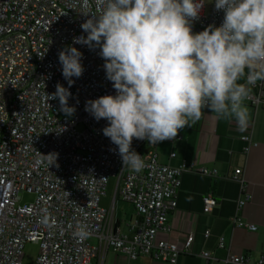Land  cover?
Returning <instances> with one entry per match:
<instances>
[{
    "label": "built area",
    "instance_id": "2783aa9c",
    "mask_svg": "<svg viewBox=\"0 0 264 264\" xmlns=\"http://www.w3.org/2000/svg\"><path fill=\"white\" fill-rule=\"evenodd\" d=\"M85 14H98L95 0H0V264H23L27 243L39 246L35 264H101L107 249L129 260L148 257L176 264L180 255H191L193 233L184 236L182 247L158 234L168 231L181 176L192 171L214 177L215 171L192 169L185 161L177 166L159 163L152 144L135 138L132 150L142 156L145 167L140 172L123 168L116 146L102 134L107 122L94 120L84 110L86 101L115 94L99 49L72 43L73 37L86 35L80 28L90 18ZM222 20L223 11L215 9L213 0L208 14L202 8L192 27L203 31ZM68 45L82 53L84 68L69 88L68 105L76 109L71 116L60 111L58 99L46 97L57 83L68 87L58 62V52ZM250 87L244 102L255 110L264 108V79ZM241 140L250 142L247 136ZM38 152L58 153V167L37 165ZM228 179L241 195L233 226L255 231L238 216L250 201L241 170ZM110 181L114 197L106 210L100 201ZM23 195L32 196V201L23 202ZM115 200L131 205L133 220L117 223ZM201 201L203 214L217 205L211 193ZM78 223L88 225L87 239L73 236ZM217 248L226 250L222 264H248L246 256L226 248L222 237ZM198 257L205 264L212 260L207 251ZM256 264H264V255Z\"/></svg>",
    "mask_w": 264,
    "mask_h": 264
},
{
    "label": "clouds",
    "instance_id": "9594fccd",
    "mask_svg": "<svg viewBox=\"0 0 264 264\" xmlns=\"http://www.w3.org/2000/svg\"><path fill=\"white\" fill-rule=\"evenodd\" d=\"M205 3L95 0L98 14H85L90 18L80 25L86 35L73 37V44L98 48L104 60L105 78L115 94L86 101L84 110L107 122L102 134L116 146L123 168L140 172L145 167L132 150L133 138L150 144L171 140L199 120L202 109L234 121L238 131L249 126L244 101L250 86L264 79V0H214L215 9L223 11L222 23L193 32ZM58 62L68 87L57 83L55 92L45 95L58 99L60 111L71 116L76 109L68 105L69 88L84 71L82 53L65 46ZM253 66L262 70L252 71ZM57 159L56 152L39 153L36 164L58 167ZM89 235L87 224L75 226L77 239Z\"/></svg>",
    "mask_w": 264,
    "mask_h": 264
},
{
    "label": "crops",
    "instance_id": "0c3cea01",
    "mask_svg": "<svg viewBox=\"0 0 264 264\" xmlns=\"http://www.w3.org/2000/svg\"><path fill=\"white\" fill-rule=\"evenodd\" d=\"M249 69H245V75ZM244 82L243 80L238 83ZM250 110L249 126L238 131L235 122L218 118L214 112L202 109L201 118L191 125L178 130L173 140L152 144L151 151L162 164L177 166L185 161L192 169L204 168L215 171L214 177H206L195 172L181 176V185L176 197V209L169 214L168 231L158 234L159 239L174 241L182 247L184 236L192 232L194 240L191 255H180L176 264H205L198 255L207 251L212 260L209 264H222L226 250L217 248V241L223 238L226 248L235 254L248 258V264H256L264 255V108L255 110L244 102ZM247 136L250 142L241 140ZM175 157L170 159V155ZM241 170L250 201L238 213L239 218L255 226L248 231L232 224L236 213V203L241 197L239 187L229 180L234 170ZM211 193L217 201L209 214L202 212V197ZM126 210L115 205L120 216L117 223L133 220L134 212L130 204L120 200ZM208 237L204 238V234ZM90 244H95L93 239ZM100 264V263H99ZM101 264H165L148 257L129 260L124 255L107 249Z\"/></svg>",
    "mask_w": 264,
    "mask_h": 264
},
{
    "label": "rangeland",
    "instance_id": "374dc122",
    "mask_svg": "<svg viewBox=\"0 0 264 264\" xmlns=\"http://www.w3.org/2000/svg\"><path fill=\"white\" fill-rule=\"evenodd\" d=\"M205 2L206 3L203 6V12L204 14H208L209 6L211 5L212 0H205ZM113 197H114V182L110 181L105 189V196L100 201V206L108 210L110 208ZM22 199H23V202H30L32 201L33 197L29 195L28 196L23 195ZM115 202L118 208L120 207L123 208L124 210H126V214H129L130 209L126 207V205L121 204L120 200H117V201L115 200ZM114 216H120L119 210H117V212L114 211ZM38 250H39V246L37 244H33V243L25 244L23 247L22 263L23 264H35Z\"/></svg>",
    "mask_w": 264,
    "mask_h": 264
},
{
    "label": "water",
    "instance_id": "95a60500",
    "mask_svg": "<svg viewBox=\"0 0 264 264\" xmlns=\"http://www.w3.org/2000/svg\"><path fill=\"white\" fill-rule=\"evenodd\" d=\"M192 31H193V32H200L199 30H196V29H194L193 27H192Z\"/></svg>",
    "mask_w": 264,
    "mask_h": 264
}]
</instances>
